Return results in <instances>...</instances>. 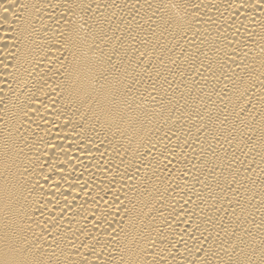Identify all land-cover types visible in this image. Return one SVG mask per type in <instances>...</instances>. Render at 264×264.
<instances>
[{
    "label": "bare ground",
    "instance_id": "1",
    "mask_svg": "<svg viewBox=\"0 0 264 264\" xmlns=\"http://www.w3.org/2000/svg\"><path fill=\"white\" fill-rule=\"evenodd\" d=\"M0 264H264V0H0Z\"/></svg>",
    "mask_w": 264,
    "mask_h": 264
}]
</instances>
